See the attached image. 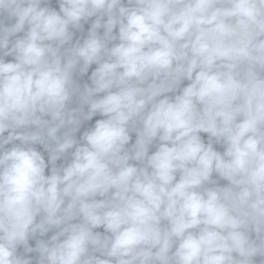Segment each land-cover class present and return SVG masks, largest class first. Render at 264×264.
Segmentation results:
<instances>
[{
  "label": "clouds",
  "instance_id": "9594fccd",
  "mask_svg": "<svg viewBox=\"0 0 264 264\" xmlns=\"http://www.w3.org/2000/svg\"><path fill=\"white\" fill-rule=\"evenodd\" d=\"M0 264H264V0H0Z\"/></svg>",
  "mask_w": 264,
  "mask_h": 264
}]
</instances>
